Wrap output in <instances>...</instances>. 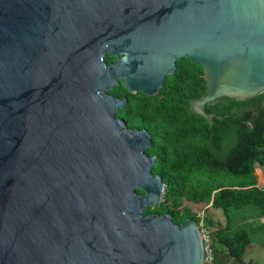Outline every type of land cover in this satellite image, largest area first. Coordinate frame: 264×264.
I'll return each mask as SVG.
<instances>
[{
  "label": "water",
  "instance_id": "1",
  "mask_svg": "<svg viewBox=\"0 0 264 264\" xmlns=\"http://www.w3.org/2000/svg\"><path fill=\"white\" fill-rule=\"evenodd\" d=\"M183 58L210 125L264 93V0H0V264H203L195 222L144 214L164 183L108 93L154 96Z\"/></svg>",
  "mask_w": 264,
  "mask_h": 264
},
{
  "label": "trees",
  "instance_id": "2",
  "mask_svg": "<svg viewBox=\"0 0 264 264\" xmlns=\"http://www.w3.org/2000/svg\"><path fill=\"white\" fill-rule=\"evenodd\" d=\"M104 60L109 65L114 57ZM122 92L132 96L134 121L143 122L134 126L149 134L145 154L155 157L151 172L164 183L162 203L144 214H170L178 225L186 219L199 224L191 206L220 210L223 227L204 225L211 236V264H254L243 254L253 242L264 248V190L255 174L257 167L264 168V93L206 104L205 114L214 115L210 125L188 109L189 100L204 97L207 89L202 68L187 58L176 62L154 99Z\"/></svg>",
  "mask_w": 264,
  "mask_h": 264
},
{
  "label": "rangeland",
  "instance_id": "3",
  "mask_svg": "<svg viewBox=\"0 0 264 264\" xmlns=\"http://www.w3.org/2000/svg\"><path fill=\"white\" fill-rule=\"evenodd\" d=\"M257 176L259 178V184L260 187L264 189V168L257 167ZM191 211L195 212L196 215L199 217V223H207V221H210L211 227H217V226H224L225 225V219L223 214L220 210L216 211L209 207H193L191 206ZM261 221H264V218L261 219ZM209 227V228H211ZM243 260L245 262L252 261L254 264H264V248L261 247L257 243L250 244L243 254Z\"/></svg>",
  "mask_w": 264,
  "mask_h": 264
},
{
  "label": "flooded vegetation",
  "instance_id": "4",
  "mask_svg": "<svg viewBox=\"0 0 264 264\" xmlns=\"http://www.w3.org/2000/svg\"><path fill=\"white\" fill-rule=\"evenodd\" d=\"M115 60H116V58L114 57V60L111 62V64H113L115 62ZM111 64H109V65H111ZM175 70H176V68H175ZM167 76H169V75H167ZM162 86H163V83H162ZM122 88H124L123 85H122V82H119V84L116 85V87H114V88H112L110 90L111 93H109L114 98L125 99V104L122 106V108H118V110L115 113L116 119L122 120L125 123L126 129H129V130H132V131H141V130L146 131L144 128H139V127L134 126V125H141L142 126L143 122H141V121L140 122H135L134 121V115L131 113V110H132V100H131V98H132V96L122 92ZM160 90H159V92H160ZM159 92L156 95L149 96V97L154 99V97H156L159 94ZM130 94H137V93H130ZM146 97H148V96H146ZM190 102H191V100H189V102H188V109H189ZM131 125L133 127H131ZM149 138H150V136H149ZM150 141H151V139H150ZM150 146H151V144H150Z\"/></svg>",
  "mask_w": 264,
  "mask_h": 264
},
{
  "label": "built area",
  "instance_id": "5",
  "mask_svg": "<svg viewBox=\"0 0 264 264\" xmlns=\"http://www.w3.org/2000/svg\"><path fill=\"white\" fill-rule=\"evenodd\" d=\"M197 225L200 228L201 238L203 242V253H204L203 264H211L213 260V254L211 249V236L202 222Z\"/></svg>",
  "mask_w": 264,
  "mask_h": 264
},
{
  "label": "crops",
  "instance_id": "6",
  "mask_svg": "<svg viewBox=\"0 0 264 264\" xmlns=\"http://www.w3.org/2000/svg\"><path fill=\"white\" fill-rule=\"evenodd\" d=\"M255 174L257 175V171H255ZM257 178H258V176H257ZM258 185H259V187H260V184H259V178H258ZM260 188H262V187H260ZM263 189V188H262ZM264 190V189H263Z\"/></svg>",
  "mask_w": 264,
  "mask_h": 264
}]
</instances>
